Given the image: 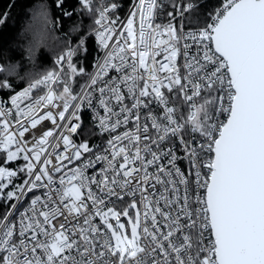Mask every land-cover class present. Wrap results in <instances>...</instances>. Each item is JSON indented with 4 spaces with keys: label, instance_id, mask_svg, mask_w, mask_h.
I'll return each mask as SVG.
<instances>
[{
    "label": "snow or ice",
    "instance_id": "6c2138e0",
    "mask_svg": "<svg viewBox=\"0 0 264 264\" xmlns=\"http://www.w3.org/2000/svg\"><path fill=\"white\" fill-rule=\"evenodd\" d=\"M130 4L124 22L116 2L56 0L64 17L87 14L97 27L73 24L59 71L18 92L0 79V105L10 104L0 106V199L11 202L0 264H264V0H222L203 21L197 0ZM50 22L41 5L32 49ZM92 35L103 56L85 73L73 57ZM85 107L109 134L102 150L72 138ZM44 121L52 127L36 136ZM125 196L118 210L110 198Z\"/></svg>",
    "mask_w": 264,
    "mask_h": 264
},
{
    "label": "trees",
    "instance_id": "16d2710c",
    "mask_svg": "<svg viewBox=\"0 0 264 264\" xmlns=\"http://www.w3.org/2000/svg\"><path fill=\"white\" fill-rule=\"evenodd\" d=\"M113 1L120 4L122 12L128 9L130 5V0ZM197 2L201 6L199 12L201 21H203L208 13L220 6L222 0H197ZM164 3L168 5L166 11L172 10V0H165ZM41 5L47 7L51 22L48 24L47 35L40 46L32 49L34 37L30 26L33 24L35 10ZM74 6H76V0H66L67 9ZM0 13L6 14V16L0 17L5 20L4 24H0V62L6 70L10 65L17 66L16 74L8 76L7 71H5V73L0 74V79L8 78L14 85V92H18L30 80L38 78L48 71L59 69L56 63L57 57L66 51L69 40L72 41L71 46L75 47L78 34L72 33L69 36L74 23L82 22L81 30H90L95 27L93 18L87 14L75 15L71 20L64 17L61 10L56 7V0H0ZM88 43L87 54L81 51L73 57V62L78 67H83L85 73L91 72L101 52L94 35L89 38ZM86 79V75L77 76L73 85L74 91L79 92L80 85H83ZM2 94L5 99H8L9 90H3ZM81 117L82 127L76 134L78 143L86 139L94 151L101 149L104 143L103 137L97 132L87 114L82 112ZM0 164H3V154H0ZM6 166L18 169L22 166V160L14 161ZM15 182L19 183L20 177L16 178ZM10 189L11 186L6 191ZM129 202L128 200L119 202L116 207L118 210H123ZM10 203L0 199V216L10 207ZM133 213L134 211L130 212L132 215Z\"/></svg>",
    "mask_w": 264,
    "mask_h": 264
},
{
    "label": "built area",
    "instance_id": "2783aa9c",
    "mask_svg": "<svg viewBox=\"0 0 264 264\" xmlns=\"http://www.w3.org/2000/svg\"><path fill=\"white\" fill-rule=\"evenodd\" d=\"M96 3H101V2H103V3H105V4H107V3H110V2H114L113 0H94ZM164 2H165V0H164ZM130 7H131V4L129 5V7H128V9H126L125 11H121V6H120V8L117 10V12L115 13V16H118L119 17V21H124V22H126V19H127V16H128V13H129V10H130ZM168 17L165 15V14H161L158 18H157V20H156V23H160V24H166V23H168ZM177 20H179V17H177ZM95 27H97V26H95ZM119 27H120V25H119V22H118V25H117V28H118V30H119ZM185 30L187 31V27L185 28ZM190 42V41H189ZM192 51H195V47H193V49H192ZM103 56V51L101 50V52H100V55L97 57V59L98 58H101ZM97 59H96V61H97ZM158 59H161V58H158ZM96 61H95V63H96ZM95 63H94V65H95ZM0 65H2V63L0 62ZM94 65H93V67H92V70H91V72L90 73H93L96 69H95V67H94ZM3 66V65H2ZM59 66V65H58ZM67 65H64V67H66ZM60 70V66H59V69L57 70V71H59ZM55 71V70H54ZM1 74V73H0ZM87 80V79H86ZM85 80V81H86ZM27 85H25L24 87H26ZM23 87V88H24ZM53 87H57V86H53ZM23 88H21L19 91H21ZM57 90H59V88L57 87ZM43 94H45V90H42V89H37V90H34L33 91V94H32V96H33V99H35V98H37L39 95H43ZM0 100H4V101H7L8 99H5L4 98V96H3V94H2V91H0ZM28 103V101H24L23 102V104L21 105L22 107L24 106V104H27ZM94 103H95V100H94ZM0 106H10V104H8V105H0ZM96 111H101L99 108H97L96 109ZM54 112H55V110H54ZM82 112H84L85 114H87L88 116H89V118H90V120H91V122L93 123V125L95 126V128H96V130H97V132L103 137V139H104V143H103V147L101 148V150L106 146V141H107V139H108V137H109V134L108 133H104L103 135L100 133V130H99V128H98V126H97V121L94 119V117H95V115H96V112L92 109V108H87V107H85V108H83L82 110H81V112L79 113L80 114V116H81V114H82ZM221 119H224V117H221ZM81 121H82V117H81ZM52 127V125H51V123L49 122V121H44V122H42V125L41 126H38V128L35 130V135L36 136H39L41 133H42V131L43 130H45V128H51ZM123 129H121V131H122ZM29 134H26V136H28ZM73 140L76 142V143H78V141H77V138H76V134H74L73 135ZM182 167L184 166V165H181ZM69 167H72V165H69ZM100 167V165H97V169ZM96 173V169H89V174H95ZM41 191L42 190H36V194L37 195H39V194H41ZM30 198H31V194L29 193L28 194V198L27 199H25V200H21L20 202H18V211H23L24 209H26L28 206H29V200H30ZM111 200H113V201H115V204H117V203H119V202H121V201H117L116 200V198L115 197H112V198H110ZM126 200H128V201H131V197H129V196H125L124 197V201H126ZM109 206H112L111 204L109 205ZM17 219H18V215H17Z\"/></svg>",
    "mask_w": 264,
    "mask_h": 264
},
{
    "label": "rangeland",
    "instance_id": "374dc122",
    "mask_svg": "<svg viewBox=\"0 0 264 264\" xmlns=\"http://www.w3.org/2000/svg\"><path fill=\"white\" fill-rule=\"evenodd\" d=\"M20 160H22V159H20ZM23 163H24V161L22 160V165H23ZM130 216L134 217L135 216V211H134L133 215L130 214ZM127 220H128V218L123 217V216L121 217V222H124L126 224V227H128L130 229V225H128ZM113 223H115V221H113Z\"/></svg>",
    "mask_w": 264,
    "mask_h": 264
}]
</instances>
